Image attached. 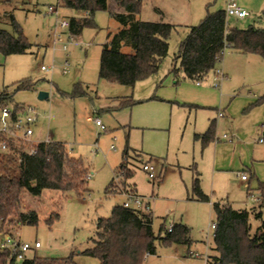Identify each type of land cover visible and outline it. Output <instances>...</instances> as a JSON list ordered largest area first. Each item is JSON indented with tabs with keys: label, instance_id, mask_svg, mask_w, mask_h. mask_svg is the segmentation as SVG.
I'll return each mask as SVG.
<instances>
[{
	"label": "rangeland",
	"instance_id": "obj_1",
	"mask_svg": "<svg viewBox=\"0 0 264 264\" xmlns=\"http://www.w3.org/2000/svg\"><path fill=\"white\" fill-rule=\"evenodd\" d=\"M224 1L144 0L139 16L156 17L157 6L172 13L171 7L176 6L186 15L193 11L189 23L196 25L207 7L216 10ZM263 11L264 7L244 19L230 17L229 24L264 27ZM11 14L32 45L27 53H0V91L14 90L17 81L32 78L34 88L16 91L10 107L19 103L26 110L34 108L39 115L33 126L35 135L45 138L50 133L54 141L65 142L69 154L88 170V191L82 195L56 189H43L38 196L22 195L20 210L36 211L38 223L20 224L16 213L4 224L14 239L40 242L41 247L25 253L27 257L62 259L73 253V264H100L96 257L82 252L93 246L98 218L110 216L113 207L127 199L125 193H116L127 184L136 188L144 204L149 202L156 234L162 225L168 228L172 223L190 228V244L156 242V253L147 255L144 264H209L208 257L215 254L213 203L262 211V218L251 216L252 231L261 225L264 143L258 139L264 123L262 57L227 49L215 68L227 77L214 84L213 70L198 85L197 80L172 72L174 64L180 66L175 57L186 35L179 27L170 36L168 54L157 73L134 86L122 85L99 77L103 45L108 34L120 27L108 10L96 11V26H86L80 34L61 26L63 20L78 14L62 0H0V28L12 31ZM58 35L61 38L55 40ZM42 65L50 71L42 70ZM40 92L48 96L41 99ZM91 117L101 124L96 125ZM213 120L215 137L204 144L196 134L206 131ZM145 163L154 166V178L143 169ZM122 165L125 171H133L126 179ZM197 173L209 201L194 196ZM239 173L246 174V181ZM112 187L113 193L109 192ZM55 215L49 223V217ZM44 264L53 262L48 259Z\"/></svg>",
	"mask_w": 264,
	"mask_h": 264
},
{
	"label": "trees",
	"instance_id": "obj_2",
	"mask_svg": "<svg viewBox=\"0 0 264 264\" xmlns=\"http://www.w3.org/2000/svg\"><path fill=\"white\" fill-rule=\"evenodd\" d=\"M65 7L88 12L87 15L70 17L69 30L80 34L86 26H96V11L108 10L111 17L120 23L114 33L108 34L100 58L99 77L110 82L134 86L139 80L157 73L169 51V39L179 26L170 22L142 20L138 16L144 0H62ZM118 8H121L120 11ZM264 16L263 14L260 16ZM12 31L0 28V53H27L31 43L14 15H10ZM129 48V51L124 50ZM243 54H257L264 59V27L255 23L247 28L229 26L225 9L207 13L196 25L188 26V33L180 41L172 72L201 81L215 71L225 50ZM14 90L0 91V109L10 107L13 95L22 89L34 88L32 78L17 81ZM76 93H80L77 88ZM25 106L16 103L14 114ZM204 144L215 137V122L203 134H197ZM13 152L0 154V219L4 222L9 215L16 214L20 224H37L38 215L34 210H20L22 195L28 192L38 196L43 189L74 191L82 195L88 191L86 175L88 170L79 158L69 154L68 146L62 141L39 143L37 145H15ZM34 148V153L26 150ZM127 151H125L126 159ZM121 174L126 178L132 172ZM127 184L126 180L124 181ZM109 192L113 193V187ZM134 192L128 185L116 193ZM198 200L209 201L200 186L198 173L193 185ZM216 214L214 228V255L208 257L209 264H264V220L252 231L251 216L262 218V211L237 209L229 203H213ZM55 216H50L51 223ZM164 231V232H163ZM93 246L82 253L96 257L100 264H144L149 254L156 253V242L164 245L173 243L190 244V228L183 223H173L171 231L162 225L160 232L153 228V214L141 209L123 205L113 207L110 216L99 217L96 222ZM73 253L66 258H39L38 256L17 261L9 250L0 252V264H44L50 259L53 264H73ZM52 259V260H51Z\"/></svg>",
	"mask_w": 264,
	"mask_h": 264
},
{
	"label": "built area",
	"instance_id": "obj_3",
	"mask_svg": "<svg viewBox=\"0 0 264 264\" xmlns=\"http://www.w3.org/2000/svg\"><path fill=\"white\" fill-rule=\"evenodd\" d=\"M226 14L228 17H236L239 19L245 18L249 15V12L238 5L237 2L234 0H229L226 6ZM53 8H50V12H53ZM83 15H87L88 12L84 11ZM62 27H69V20H63L61 22ZM57 37V36H55ZM61 36L58 35V38L55 40L60 39ZM66 49V46H63ZM42 70L50 71V68L42 65ZM64 73H66V69H64ZM227 77L226 73L222 69H216L214 71V84H218L222 79ZM200 82H198L199 84ZM220 115H223L220 112ZM91 119H93L91 117ZM96 125H100L101 122L98 118L93 119ZM39 121V115L35 111L34 108L29 107L27 110L25 107L20 110L17 115L14 114V110L11 107H4L0 109V154L4 152H13L10 146V143H14L15 145H28L33 144L37 145L39 143L45 142L49 143L52 142L53 139L51 134L49 133L45 138H42L40 135H35L34 132V125H37ZM262 129H264V123L262 124ZM223 137L228 138L226 134ZM258 142L264 143V133L259 137ZM36 150L34 148H30L26 150V152L34 153ZM143 169L148 172L151 178L155 177L154 174V166L148 163L143 165ZM241 179L246 180L247 176L244 173H239ZM127 199L122 204L124 207L127 208H136L141 209L147 213H151V207L149 202L144 204V199L141 198L140 195L134 192H125ZM211 227L214 229L216 227V223H213ZM173 228V223L168 227V230L171 231ZM41 247L39 241H35L34 243L31 242H24L18 241L13 238L12 233L10 230L5 228V224L3 225V220L0 219V252L4 250H9L10 253L16 257L17 261H23L27 258L26 252L30 249H37Z\"/></svg>",
	"mask_w": 264,
	"mask_h": 264
},
{
	"label": "crops",
	"instance_id": "obj_4",
	"mask_svg": "<svg viewBox=\"0 0 264 264\" xmlns=\"http://www.w3.org/2000/svg\"><path fill=\"white\" fill-rule=\"evenodd\" d=\"M229 0H225L224 1V4L222 7L218 8V9H226V6H227V3H228ZM235 2L238 3V5H240L241 7L243 8H246L249 12V16H251L253 14V12H258L259 10H261L263 7H264V0H234ZM173 4V3H172ZM155 10L158 12V15L156 17H142L140 18V16H138L140 19L142 20H148V21H155V22H170V23H173V24H176L177 26L179 27H182L185 31L184 35L188 33V26H191V25H194L192 23H189L190 21V18L192 16V14H194L193 11H190L188 15H186V13L182 12L180 9H178L176 6H173L171 8H173V12L169 13L168 11H164L163 9H161L160 7H154ZM120 11H122L121 8H118ZM208 9V7H207ZM216 9V10H218ZM250 10V11H249ZM199 11V12H198ZM196 13L199 15V16H203L202 14V10H198ZM215 11V10H213ZM78 14L77 15H83L84 13L81 12V11H77ZM192 12V13H191ZM141 13V12H140ZM206 15V14H205ZM152 16V15H150ZM205 17V16H204ZM203 17V18H204ZM202 18V19H203ZM230 19V17H228ZM236 18V17H234ZM246 18V17H245ZM239 19V18H238ZM244 19V18H242ZM229 22V20H228ZM249 24V23H248ZM229 26H231L229 24ZM178 27V28H179ZM186 36V35H185ZM107 42V41H106ZM127 51H129V48H127ZM226 73V72H225ZM227 75V73H226ZM199 81H197V84H198ZM199 85V84H198ZM212 122V121H211ZM214 122L216 123V120H214ZM211 124V123H210ZM210 127V125H209ZM208 127V129H209ZM207 129V130H208ZM206 130V131H207ZM206 131L202 132V133H197V134H203L205 133ZM264 133V129H263V132ZM196 134V135H197ZM41 136V134H39ZM42 137V136H41ZM201 139V138H200ZM202 140V139H201ZM241 178V177H240ZM242 181H246V180H243ZM223 204V203H221ZM208 260V259H207Z\"/></svg>",
	"mask_w": 264,
	"mask_h": 264
},
{
	"label": "water",
	"instance_id": "obj_5",
	"mask_svg": "<svg viewBox=\"0 0 264 264\" xmlns=\"http://www.w3.org/2000/svg\"><path fill=\"white\" fill-rule=\"evenodd\" d=\"M48 96V93L46 92H40L39 93V98L43 99V98H46Z\"/></svg>",
	"mask_w": 264,
	"mask_h": 264
}]
</instances>
